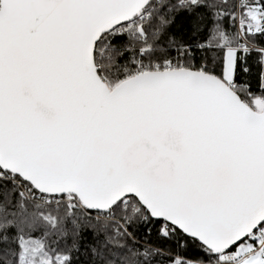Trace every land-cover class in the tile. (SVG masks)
<instances>
[{
  "label": "snow or ice",
  "instance_id": "6c2138e0",
  "mask_svg": "<svg viewBox=\"0 0 264 264\" xmlns=\"http://www.w3.org/2000/svg\"><path fill=\"white\" fill-rule=\"evenodd\" d=\"M0 264H264V0H0Z\"/></svg>",
  "mask_w": 264,
  "mask_h": 264
}]
</instances>
